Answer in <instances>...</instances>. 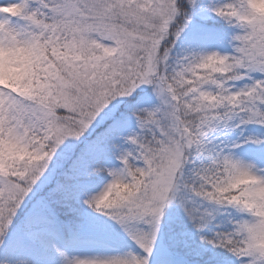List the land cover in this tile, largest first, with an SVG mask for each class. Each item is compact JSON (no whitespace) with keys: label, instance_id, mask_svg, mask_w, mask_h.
Masks as SVG:
<instances>
[{"label":"snow or ice","instance_id":"obj_1","mask_svg":"<svg viewBox=\"0 0 264 264\" xmlns=\"http://www.w3.org/2000/svg\"><path fill=\"white\" fill-rule=\"evenodd\" d=\"M0 264H264V0H2Z\"/></svg>","mask_w":264,"mask_h":264},{"label":"rangeland","instance_id":"obj_2","mask_svg":"<svg viewBox=\"0 0 264 264\" xmlns=\"http://www.w3.org/2000/svg\"><path fill=\"white\" fill-rule=\"evenodd\" d=\"M0 2H2V0H0Z\"/></svg>","mask_w":264,"mask_h":264}]
</instances>
